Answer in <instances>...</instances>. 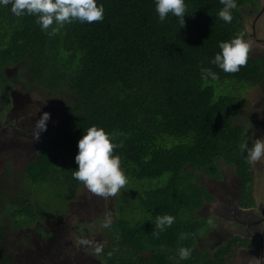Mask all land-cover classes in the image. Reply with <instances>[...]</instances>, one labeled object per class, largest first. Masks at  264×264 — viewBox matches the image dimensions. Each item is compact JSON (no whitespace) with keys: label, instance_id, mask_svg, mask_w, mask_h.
Instances as JSON below:
<instances>
[{"label":"trees","instance_id":"16d2710c","mask_svg":"<svg viewBox=\"0 0 264 264\" xmlns=\"http://www.w3.org/2000/svg\"><path fill=\"white\" fill-rule=\"evenodd\" d=\"M98 2L105 8L103 21H74L54 37L41 31L34 16L16 17L10 6L0 7V88L6 94L19 88L16 97L27 103L38 95L51 114L46 138L36 139L37 155L0 204V252L6 235L16 237L25 228L49 239L51 231L39 229L44 216L64 222L70 214L64 199L76 197L83 186L72 175L78 141L97 125L117 133L115 154L128 177L116 200L105 264H225L226 248L212 257L197 247L211 219L199 213L212 196L196 174L203 171L217 181L224 161L250 189L252 166L241 145L253 141L233 118L242 113L240 92L264 84V56L254 58L250 49L247 65L236 73L210 61L221 41L241 32L248 37L243 10L255 14L264 2L238 0L233 21L225 23L217 17L220 0H186L183 27L171 14L159 22L154 0ZM202 67L219 79L202 80ZM16 68L29 77L12 75ZM95 203L83 199L75 207L87 214ZM166 213L176 220L156 238L155 219ZM15 237L8 242H26ZM181 246L193 249L191 259H179Z\"/></svg>","mask_w":264,"mask_h":264},{"label":"clouds","instance_id":"9594fccd","mask_svg":"<svg viewBox=\"0 0 264 264\" xmlns=\"http://www.w3.org/2000/svg\"><path fill=\"white\" fill-rule=\"evenodd\" d=\"M154 3L159 22L163 23L171 14L178 18L182 27L185 25V16L187 15L186 0H154ZM220 3L223 7L218 11L217 17L225 23H231L233 21V10L238 8V0H220ZM9 6L11 13L16 17L34 16L35 22L39 25L41 31L45 32L50 37H54L66 24H70L74 21H78L82 24H92L93 22L103 21L105 17L104 5L98 2V0H0V7L7 8ZM262 7L260 11L263 10ZM261 14H259V16ZM256 28L252 30L250 34L251 39L252 35H255L254 33L257 31ZM247 40L246 37L244 38V33L241 32L230 40L221 41L219 43L220 51L214 55L210 63L225 73L239 72L241 67L248 63L251 46ZM11 73L25 79L29 77V74L21 72L20 68H16L14 72ZM201 79L204 81H208L209 79L218 80L219 74L212 68L202 67ZM19 85L23 87L21 82H19ZM50 118L51 114L44 112L43 115L36 120L33 131L35 139L38 140L41 133L46 131L47 122ZM116 136L117 133L115 131L109 132L103 127L92 125L78 141V154L75 156L78 168L73 171L72 175L75 180L83 184L78 192L83 191L82 193L84 195L86 192L84 189L85 186L92 193L89 199L78 196L70 207H75L76 204L83 199L96 202V200L91 197L93 195L105 198L111 196L116 200L119 199V192L121 189L126 188L128 177L126 171L122 167L121 157L115 154V149L120 147V145L115 142ZM241 149V154L244 155L245 160L254 167V163L264 159V138L255 139L251 146H249L246 140L241 145ZM93 205L94 204H92L91 207ZM118 207L119 204H116L117 216ZM86 215L87 214H81V216ZM175 220V216L167 213L157 216L154 222L155 230L152 232V235L159 238L160 233L170 228ZM50 222L60 226L63 224L56 223L54 219H51ZM211 222L212 221L209 220V223ZM111 223L109 218L105 226L111 229ZM68 228V225L62 226L58 231H55L53 227H50L51 230L49 231L51 232H47L49 234V239H55L57 243H60V246L65 249V243L71 239L68 234ZM223 230L225 231V229ZM188 236V233L180 234L181 239H187ZM232 236L233 235H231V237ZM43 239L48 240V238ZM192 254L193 249L188 246H181L178 249V256L181 261L191 259Z\"/></svg>","mask_w":264,"mask_h":264},{"label":"flooded vegetation","instance_id":"af4514ba","mask_svg":"<svg viewBox=\"0 0 264 264\" xmlns=\"http://www.w3.org/2000/svg\"><path fill=\"white\" fill-rule=\"evenodd\" d=\"M262 9L264 10V6ZM261 12L262 10L259 14ZM259 14L252 24V29H255L258 20L264 15V12L260 16ZM254 38L255 35H252V39ZM255 49L253 48V51ZM11 74L13 75V73ZM17 91H19V88L6 94L0 88V204H2L3 198L7 196L9 191L13 193L17 188L25 166L31 162V157L37 155L38 148L35 145L46 138L47 133V129L41 133L39 142L33 135L35 122L43 115V110H46V106L39 104L40 98L38 96H36V100L33 103L20 101L15 95ZM19 107H21L20 111ZM19 152L24 153V161L16 163L14 157ZM254 165L256 168L261 166L260 174L264 179V159L254 163ZM235 179H238L236 175L233 180ZM241 185L242 182L239 180V187ZM85 194L87 195L88 193ZM234 194L231 191H227L224 198L220 196L223 203L217 207V211L220 210L221 213H216L215 219L222 220L221 217L226 216L227 210L224 212L221 209H229L230 205L236 207L232 200ZM91 197L96 200V203L91 207L87 215L81 216V213L77 211L74 217L76 226L72 229V222L68 224V227L72 230L73 243L70 247V244L65 243L66 248L68 247L67 250L60 246V243H58L60 247L54 251L50 249V246L42 247L43 243H50L53 238L43 239L42 235L35 232L33 228H25L16 237L9 234L4 237L5 247L0 252V264L1 262L5 263L7 259H11V264H105L104 249L109 241L108 236L115 234L105 225L109 218L111 222L116 219V199L111 196L105 198L93 195ZM256 205L258 210L256 209L257 212H255L251 224L247 228L248 234L245 237L240 236V242L234 243L235 245H228L226 248L228 264H264V199L262 200V206H259L258 203ZM206 208L207 206L201 212L206 211ZM259 211L262 212L263 216L258 219L256 215ZM95 213L98 214L96 217L97 222L104 221L103 233L105 239L102 243L97 239L89 238L83 228L85 224L91 223L95 219ZM212 213L214 214L213 208ZM48 225H53L50 220ZM225 225H223V229ZM212 232L213 230H209L208 235L212 234ZM224 232H227L224 237L227 238V241L232 238L231 235L240 233L234 221H228V230ZM11 236L16 239L24 236L17 242L21 240H26V242L23 245H16V242L10 244L7 237ZM203 238L205 237L201 236L197 242V247L202 251L209 247L202 243ZM224 238L221 237L218 241H222ZM87 249L92 252L89 253ZM6 253H9V255Z\"/></svg>","mask_w":264,"mask_h":264},{"label":"rangeland","instance_id":"374dc122","mask_svg":"<svg viewBox=\"0 0 264 264\" xmlns=\"http://www.w3.org/2000/svg\"><path fill=\"white\" fill-rule=\"evenodd\" d=\"M264 2V0H259V4ZM254 10L251 8H244L243 10V16L244 23L247 30L246 37L248 40L247 42L249 45L253 48H255V45H257L256 49L252 51L251 56L252 57H262L264 56V18H260L256 24V32L254 40L250 38V34L252 32V24L255 22L258 16V12L253 14ZM241 91L243 89L241 88ZM242 95L239 100V105L241 106L242 113L238 115L237 117L233 118V122L237 125H242L244 127H247L246 134L249 137L250 142H254L255 139H261L264 138V84L260 86H254L250 87L245 92H240ZM35 96H38L35 94ZM39 97V96H38ZM44 112H49V110H43ZM33 153V151H32ZM14 161L17 162H23L24 161V153L19 152L14 157ZM221 163V175L222 178L219 180H213L210 178L207 174H205L203 171H197V176L199 177V183L208 188V191L212 197H210V200L206 201V211L200 212L199 216H210L211 217V223H208L205 226V230L203 231L202 236L205 237L202 239V243L208 245V249L211 253L208 255L212 256L215 255L221 248H227L228 245H232L234 243L240 242V236L245 237L248 234L247 228L251 224V220L253 216L255 215V212H257V203L259 206L262 204V200L264 199V179L263 176L260 174L261 166H258V168L252 166V172H253V182L250 184V189L247 190V188L244 187L243 183L239 187V180L235 179L233 180L235 176V167L229 166L224 161H219ZM254 169V170H253ZM230 184H229V183ZM145 182H143L144 184ZM228 187V188H227ZM84 189L86 190L85 193H88L87 195H83V191H79L77 193V196L72 199H64V210L66 212H70V214L66 217H64V222L67 224L71 223L72 229L76 226V221H74L76 208L70 207L71 204L77 199V197H87L90 198V195L92 192H90L85 186ZM239 189V192H238ZM231 191L234 194L232 197V200L238 205L239 208L233 207L230 205L229 209H221L222 211L227 210V214L225 216V219H215L216 213L220 214L221 211H217V207L221 205L223 202L220 199V196L223 198L226 196V192ZM239 196V197H238ZM51 197V191L47 190L44 192V198L46 200H49ZM245 204L246 206H244ZM262 206V205H261ZM212 208L214 211V214L212 213ZM257 209V210H256ZM205 210V209H204ZM229 210V211H228ZM95 219L88 224H85L83 228L86 230V233L88 234L89 238L97 239L102 243L105 239L104 233H103V223L104 221L97 222L96 217L98 214H94ZM263 216L262 212L259 211V213L256 215L258 219ZM221 217V216H220ZM44 222L39 228L40 230H44L43 228H46L48 230H51L50 227H53L55 231H58V229L62 226L56 225L52 223L53 225L49 226L48 221L51 220V217L44 216ZM63 221V220H62ZM74 221V222H73ZM228 221H234L237 229L238 234H235L232 236L230 240H226L227 238H224L227 232H224L223 225L225 231L228 230ZM221 228V230H220ZM207 230H213L212 234L208 235ZM71 229L68 228V234L70 236V241L67 242V244H70L69 247L72 245V235H71ZM208 235V236H207ZM224 235V236H223ZM207 236V237H206ZM221 237L222 241H218ZM229 237V236H227ZM226 240V241H225ZM52 245V246H51ZM235 245V244H234ZM233 245V246H234ZM44 246H50V249L52 251L56 250L59 245L55 239H53L50 243L45 242L41 245ZM232 246V247H233ZM68 247L66 248V250ZM227 250V249H226ZM87 251L90 253L92 252L90 249H87ZM225 264H228V258L226 256L225 258Z\"/></svg>","mask_w":264,"mask_h":264},{"label":"water","instance_id":"95a60500","mask_svg":"<svg viewBox=\"0 0 264 264\" xmlns=\"http://www.w3.org/2000/svg\"><path fill=\"white\" fill-rule=\"evenodd\" d=\"M262 12H263V10H262ZM262 12H261V13H262ZM261 13H260V14H261ZM256 47H257V45H255V48H256ZM251 49H252V51H253V47H251ZM236 207L239 208L237 204H236ZM201 213H202V212H201ZM221 218H222V219H225V217H221Z\"/></svg>","mask_w":264,"mask_h":264}]
</instances>
